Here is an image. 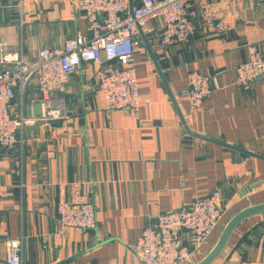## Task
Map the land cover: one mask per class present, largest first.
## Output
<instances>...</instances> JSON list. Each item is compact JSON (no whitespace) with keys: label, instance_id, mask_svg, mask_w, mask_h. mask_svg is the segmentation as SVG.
Wrapping results in <instances>:
<instances>
[{"label":"crops","instance_id":"crops-1","mask_svg":"<svg viewBox=\"0 0 264 264\" xmlns=\"http://www.w3.org/2000/svg\"><path fill=\"white\" fill-rule=\"evenodd\" d=\"M74 1L0 0V57L5 46L34 62L42 49L63 50L78 34L90 35ZM130 1L138 6L141 0ZM186 12L195 27L189 42L161 46V23L153 22L147 40L155 61L138 47L139 120L108 110L95 79L98 67L83 66L61 92L65 119L38 121L26 127L29 137L25 128L22 144L0 149V263L8 241L19 240L24 264H140L130 245L154 218L221 188L227 213L196 263L234 213L264 203L263 160L233 158L186 131L264 156V77L249 88L236 84L248 47L259 45L264 54V0H198ZM194 71L219 74L220 86L197 110L179 97ZM38 98L35 84L22 99L17 92L15 114L29 115L32 106L40 114ZM76 185L95 195L94 230L59 222L57 205ZM214 264H264V214L243 221Z\"/></svg>","mask_w":264,"mask_h":264},{"label":"built area","instance_id":"built-area-1","mask_svg":"<svg viewBox=\"0 0 264 264\" xmlns=\"http://www.w3.org/2000/svg\"><path fill=\"white\" fill-rule=\"evenodd\" d=\"M197 1L141 0L138 6H132L130 0H75V9L86 20L90 35L78 34L63 50L42 49L34 62L2 46L0 149L22 144L25 128L38 121L52 124L64 120L67 101L60 94L83 66L98 67L95 79L108 110L127 111L139 120L142 97L136 76L138 43L134 37L141 32L148 38L154 31L152 23L160 22L161 46L189 42L195 35V27L186 10ZM204 18L207 23L213 21L210 13ZM218 77L219 74L190 72L179 97L192 109H199L219 90ZM260 77H264V54L254 44L248 47L246 60L236 68V84L249 88ZM32 84L39 94L36 104L41 113L37 114L32 106L29 115L15 114L17 92L24 98ZM95 202V195L83 194L76 185L72 196L57 205L61 226L81 231L96 229ZM226 213L223 190L217 188L189 206L158 215L130 245L132 259L140 264H194ZM0 264H24L19 240L8 241L7 256Z\"/></svg>","mask_w":264,"mask_h":264},{"label":"water","instance_id":"water-1","mask_svg":"<svg viewBox=\"0 0 264 264\" xmlns=\"http://www.w3.org/2000/svg\"><path fill=\"white\" fill-rule=\"evenodd\" d=\"M134 41L138 43L139 48L145 47L148 50V52L150 53L153 60L155 61V57H154L153 52L151 50V47L148 43V40L146 37L142 36L141 32L134 37ZM159 73H160V69H159ZM162 79L165 82L163 76H162ZM60 95H62V94H60ZM173 101H174V99H173ZM183 124H184V120H183ZM186 131L190 135H192L196 138H200V139H203V140H206L209 142H213L219 146H222V147L232 151L233 152V158H235V153H239V154H244V155H247L249 157L257 158V159L264 161V156L254 154V153L248 152L246 150H243V149L231 146V145H227V144H224L221 142H217L214 140H210L208 138H204V137L195 135V134L191 133L189 131V129H187V128H186ZM29 134H30V128H26V136L29 137ZM261 214H264V203L248 206V207H245V208L237 211L236 213H234L230 217V219L227 221V223L224 225L221 233L219 234V237H218L216 243L211 248V250L201 260H199L195 264H214L223 255V253H224L225 249L227 248V246H228L234 232L236 231L237 227L246 219L257 216V215H261ZM2 240H4V238L0 236V241H2Z\"/></svg>","mask_w":264,"mask_h":264},{"label":"rangeland","instance_id":"rangeland-1","mask_svg":"<svg viewBox=\"0 0 264 264\" xmlns=\"http://www.w3.org/2000/svg\"><path fill=\"white\" fill-rule=\"evenodd\" d=\"M0 69H2V67H0ZM195 264V263H194Z\"/></svg>","mask_w":264,"mask_h":264}]
</instances>
